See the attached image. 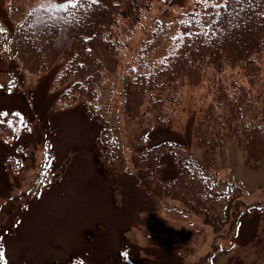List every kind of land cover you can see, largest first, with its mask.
Segmentation results:
<instances>
[{
    "label": "rangeland",
    "instance_id": "rangeland-1",
    "mask_svg": "<svg viewBox=\"0 0 264 264\" xmlns=\"http://www.w3.org/2000/svg\"><path fill=\"white\" fill-rule=\"evenodd\" d=\"M63 2L19 0L10 13L0 0L6 35L0 49V121L11 123L10 115H18L15 135L0 132V264H262L264 157L254 166L235 134L215 151L206 172L217 190L236 192L229 217L218 226L172 196L146 190L130 161L135 148L162 140L178 143L175 157H204L192 126L214 98L211 80L191 84L171 121L160 127L128 116L123 92L130 77L156 69V58L174 50L180 20L208 0L199 6L194 0H155L124 38L119 64L103 72L96 88L108 136L117 139L112 159L100 154L95 143L100 124L86 115L84 102L59 99L55 77L65 60L27 75L15 57V31L27 12ZM216 75L245 82L239 69L211 76ZM259 121L261 115L255 116ZM176 173L174 158L162 156L156 175L168 180Z\"/></svg>",
    "mask_w": 264,
    "mask_h": 264
},
{
    "label": "trees",
    "instance_id": "trees-1",
    "mask_svg": "<svg viewBox=\"0 0 264 264\" xmlns=\"http://www.w3.org/2000/svg\"><path fill=\"white\" fill-rule=\"evenodd\" d=\"M17 1L6 0L10 12ZM154 1L75 0L64 8L34 6L16 28L15 56L27 75L50 69L58 59L65 60L55 78L59 99L65 103L83 101L86 114L99 121L95 143L105 158L114 155L117 141L108 136L96 85L103 71L119 63L125 39L141 25V16L149 12ZM4 40L5 32L0 29V48ZM176 42L173 51L157 57L156 69L127 80L123 104L136 122L164 126L176 114L191 84L204 77L211 80L209 91L214 98L193 123L204 158L177 157L178 171L169 180L156 171L163 155L175 154L174 142L163 140L135 150L130 160L145 189L158 196H172L184 209L203 214L206 222L218 226L221 204L225 203L226 215L236 194L218 191L206 174L215 151L228 135L235 134L254 165L264 157V0H208L180 20ZM223 69L241 70L245 82H224L217 75L211 76ZM259 115L262 121L255 123L254 117ZM11 119V123L0 121L1 133H17L18 115L12 113Z\"/></svg>",
    "mask_w": 264,
    "mask_h": 264
},
{
    "label": "snow or ice",
    "instance_id": "snow-or-ice-1",
    "mask_svg": "<svg viewBox=\"0 0 264 264\" xmlns=\"http://www.w3.org/2000/svg\"><path fill=\"white\" fill-rule=\"evenodd\" d=\"M75 2V0H64L63 3H60V7L64 8L69 4H73ZM4 259V254L2 252H0V261H2Z\"/></svg>",
    "mask_w": 264,
    "mask_h": 264
}]
</instances>
